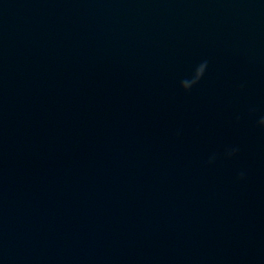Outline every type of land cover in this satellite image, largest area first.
Here are the masks:
<instances>
[{
	"label": "water",
	"instance_id": "obj_1",
	"mask_svg": "<svg viewBox=\"0 0 264 264\" xmlns=\"http://www.w3.org/2000/svg\"><path fill=\"white\" fill-rule=\"evenodd\" d=\"M262 121L264 0H0V264H264Z\"/></svg>",
	"mask_w": 264,
	"mask_h": 264
},
{
	"label": "clouds",
	"instance_id": "obj_2",
	"mask_svg": "<svg viewBox=\"0 0 264 264\" xmlns=\"http://www.w3.org/2000/svg\"><path fill=\"white\" fill-rule=\"evenodd\" d=\"M205 68H206V64H201L197 68L196 73H195V79L193 81L194 84L197 83V82H199V80L203 77ZM182 87L184 88L185 91L189 90L188 83L187 82H184L182 84ZM262 123H264V121H262Z\"/></svg>",
	"mask_w": 264,
	"mask_h": 264
}]
</instances>
